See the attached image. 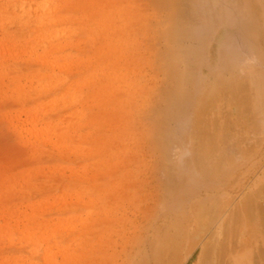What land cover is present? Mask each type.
Segmentation results:
<instances>
[{
	"label": "bare ground",
	"instance_id": "obj_1",
	"mask_svg": "<svg viewBox=\"0 0 264 264\" xmlns=\"http://www.w3.org/2000/svg\"><path fill=\"white\" fill-rule=\"evenodd\" d=\"M127 1L0 0V120L6 123V130L16 136L17 145L27 150L25 158L13 166L0 164V222L9 219L14 223L12 227L0 225V264L6 261L8 262L6 264H40L39 261L41 264H55L56 253L64 261H72L76 257L75 249L91 247L96 242L102 244L106 236L110 237L113 192L111 166L116 159L114 149L123 142L125 135L130 134L124 127L123 131L126 134L123 136L124 133L121 134V128L117 123L119 120H133L134 111L140 104V108L143 105L149 106L152 99L157 95L159 98L162 93L158 94L159 87L157 93L153 95L148 96L144 92L145 80L137 72L136 58L134 54L132 55V36L137 35L139 31L145 34L148 31L152 32L155 39L164 43L166 66L175 70L181 62L177 61L179 58L177 55L189 54L190 49L185 43L200 38L199 31L197 37H194L193 33L192 21L195 17L202 15L205 23L214 26L224 22L225 17L224 11L211 10L212 0H144L142 15ZM225 2L237 3L233 9L234 14L244 23L247 36L257 49L255 52L257 56L253 55L259 58L258 55L263 54L260 52L264 47L262 43L264 28H257L253 23L264 21V0ZM149 6L152 14H149L151 18L148 19L146 10ZM196 8L200 10L199 14L196 13ZM151 21H155V24L153 25ZM195 33L197 34V31ZM162 51L164 52V49ZM236 57L238 59L237 55ZM184 62L186 63L187 59L182 63ZM147 63L155 71L161 69L162 62L158 61L157 57ZM188 63L186 67L191 64ZM198 63L195 65L200 64ZM185 68L183 71H187ZM231 70L233 69L229 71ZM191 71L194 74L195 71ZM192 73L190 76H193ZM240 73L238 74L241 75ZM230 77V82L235 80L232 79L233 76ZM245 79L243 78L245 82H249ZM230 82L223 80L218 86H211L201 92L196 100L197 105L193 104L195 105L193 109H188L186 103L178 101L180 95L186 100H191L193 91L174 89L171 93L166 92V104L162 109L159 108L152 113L150 122L152 129L150 131L155 136V147L162 156L167 155L169 145L166 140L169 130L165 125L179 117H181L179 120L185 118L187 115L185 113L188 112L194 117H190L188 132L185 129L186 133L183 131L186 135L184 140L196 141V147L195 149L192 147L189 158L193 159L200 173H206L202 170L204 165L220 151L227 135L225 129L230 127H225L221 123L218 131L212 132L208 129L209 123L201 122L202 109L203 107L208 109L205 106L211 107L212 102L214 104L218 99L228 98L227 94L232 91ZM185 83L183 79L182 84ZM237 85L236 90H239V84ZM238 92L233 91L230 96ZM230 102L228 107L232 106ZM251 102H254V99ZM237 103L236 101L235 104ZM216 104L213 108L218 106ZM219 112L222 113V110ZM222 116L218 117L219 121L227 117ZM232 119L228 115L227 120H230L231 128L235 121L233 119L231 123ZM239 119L243 120L242 117ZM213 126L215 127V124ZM173 137H170L171 141ZM236 139L238 140L237 137ZM184 144L186 145V142ZM67 155L74 157L76 162L90 158L92 163L66 169L54 162V159H62ZM164 162L162 163L166 164ZM222 166L220 164L221 168ZM217 169L214 167V171ZM220 169L218 173L222 171ZM66 177L69 178L68 181L72 180L76 184L68 185ZM41 179L48 182L43 183ZM169 182L172 181H167L168 186ZM173 183L180 185L179 182ZM163 190L166 192V188ZM175 191L178 192L177 188ZM200 203L199 206H202ZM215 207L213 210L210 209V212L214 211L215 214V209H219L218 206ZM194 209L191 218L180 213L169 220L164 231L158 233L148 243L147 250L140 252L132 264L169 263L168 258H174L169 256L178 250L185 237L191 239L190 241L194 240L192 241L194 244L190 246L200 247L199 264H224L232 234V230L228 229L230 216L229 218L225 216L224 208L219 209L221 211L217 216L210 215L209 211L203 212L201 208ZM262 209L264 211V207ZM234 215L235 212L232 213L230 220L235 219ZM15 236L18 240L14 239ZM19 245L28 248L29 256L18 254ZM11 251L13 254L9 255ZM174 255L177 256L176 253Z\"/></svg>",
	"mask_w": 264,
	"mask_h": 264
},
{
	"label": "rangeland",
	"instance_id": "obj_2",
	"mask_svg": "<svg viewBox=\"0 0 264 264\" xmlns=\"http://www.w3.org/2000/svg\"><path fill=\"white\" fill-rule=\"evenodd\" d=\"M127 2H129L132 7H136L140 15H142L144 0H128ZM236 4L237 3L234 2L227 3L225 0H212L211 10L224 11L225 14L224 22L217 26L205 23V21L202 20V15H197L195 17V19L192 21L194 31L193 33L195 34L194 37H197L199 31L198 37L201 38L204 36V38H198V40L194 38L192 41L185 43V46L190 49L189 54L192 53V55L188 54V56L185 54L187 55L186 58L185 55L178 54L179 56L177 55V58H179L177 61L181 62L178 64V66H176L177 68L175 70H172V68L166 66L167 60L164 56V43L162 40L155 39L152 32L148 31L145 34L139 31L137 35L134 34L132 36V55L134 54V57L136 58L135 64L137 63V72L145 80L146 87L144 92H146L148 96L157 92H159L158 94L161 92L162 93L160 94L159 98L157 97L158 95L155 96L149 106L143 105V107L140 108L141 104L139 103V107H137V109L134 111L133 120H119L117 123V126L121 128V134L124 133L123 130L125 128L128 129L130 134L127 136L125 135L126 133H124L123 136L125 135V138L123 142H121V144L114 149L116 159L112 162L111 166V188L113 192L111 194L110 237L106 236L102 244L96 242L91 247L83 246L81 248L75 249L76 257L72 261H64L62 257L56 253L54 255L56 262L55 264H132L140 252L147 250L148 243L155 236H157L158 233L164 231L169 220L180 213L191 218V216H193V208H201L200 210H203V212L209 211L208 213L214 216H217L224 208L223 211L225 212V216L228 218L230 216V219L232 218V213L235 212V219H229L228 221L230 222L228 229L232 230V234L229 238L230 244L228 245V253L224 259V264H264V211L262 209L264 207V47L262 52H260L263 54L258 55L259 58H257V54L255 53L257 49L254 48V42L247 36L244 23H242L241 18L234 14L233 9H235ZM146 12L148 19L151 18L149 15L150 13L152 14L150 6ZM198 12H200V10L196 8V13ZM151 23L154 25L155 21H151ZM198 26H200L199 29ZM253 26L257 28H264V21L262 20L259 23L254 22ZM196 31L197 34L195 33ZM195 40L197 42H195ZM262 43L264 45V40ZM193 44L194 46H192ZM161 48L164 49V52ZM236 50L238 51L235 52ZM192 51L195 53V55ZM236 55L238 56V59ZM191 56H193L194 59H192L193 57L188 58ZM156 57L158 61L162 62L161 69L159 71L153 70V68L147 63L149 60L151 61ZM195 58L197 59L195 60ZM185 59H187V62H184V64L182 62L185 61ZM188 61L189 63L191 62V64L186 67ZM194 62H199L200 64L198 63L199 65H195L196 63ZM230 66L232 68H230ZM184 68L187 69V71H183ZM190 68H192L191 70L195 71L194 74ZM230 69L233 70L229 71ZM184 73H186V75ZM191 73L194 78L193 76H190ZM230 75L233 76L232 79H235L233 80L234 82H230ZM237 78L239 80L236 81ZM243 78L246 81L248 79L249 82H245ZM183 79L186 82L184 85L182 84ZM223 80L224 82L227 80L230 82V87L232 88V91H230L231 93L233 91H239L238 93H233L239 98L235 95V97L232 99L234 95L230 96L231 93L227 94V92H224L227 94L228 98H230L229 101H226L228 100L227 97L225 98L226 100L221 98L222 100L218 99L215 101L214 104L217 103L216 105H218H215L216 108H213L214 104L212 102L213 105L211 104V107L208 105L205 106L208 107V109L204 107L202 109V118L200 117L201 122H207V124L209 123L208 125L210 128L208 126V129H211L212 132L218 131L221 123L225 127H230L227 130L225 129V134L227 135L224 138L225 140H223L224 145L221 144L220 151L204 165L202 170H205L206 173H200L195 167L193 159L189 158V156H191L192 147L193 149L196 147V141H193V139L192 141H190L191 139H185L186 141L184 140V138H186L184 137V132H188L189 130V120L194 117L193 114H188V112L185 113L187 114L185 118L179 120V118H181L179 117L174 121H168L167 125H165L166 129L170 131H167L166 140L171 146L168 145L167 155L169 157L167 155L162 156L157 147H155V136L154 133L150 131L152 130L150 128V122L152 113H154V111L158 110L159 108L162 109V107H164L166 104V92L171 93L174 89H181L182 91L188 90V92L193 91V100L191 99L192 102L190 99L186 100V98L182 95H180V98L178 97L179 100L177 99L180 103H186V107L188 109H193L195 105H197L196 100L198 99L201 92L206 91V89L211 86H218ZM237 83L239 84V90H236L238 87ZM236 85L237 87H235ZM157 88L160 90L157 91ZM250 89L251 91H249ZM253 99L254 102H251ZM230 100H233V102H230ZM220 101H223V103ZM234 101L235 103L237 101L239 104L237 103L236 105ZM241 101H243V103ZM229 102L232 105L231 107H228ZM221 104H226L227 106ZM205 109H207V111ZM221 110L222 113L219 112ZM229 110H231V112ZM209 113L211 115H209ZM220 115L223 118L225 116L227 117L222 120L220 119L219 121L218 117L220 118ZM228 115L231 117V119H234L235 117H242L243 119L241 121V119L238 118L237 120L239 123L234 119L235 121L233 127L236 126V123L240 125L234 127L235 130L233 127L231 128L232 125L230 124V120H227ZM207 116H209V118ZM249 116L252 119L249 118ZM203 117L206 120L203 119ZM213 117H216L218 120ZM233 119L231 120V123H233ZM225 123H227L228 126L227 124L225 125ZM214 124L215 127L213 126ZM172 127H174L173 130ZM171 131L173 132L171 133ZM230 134H233V136ZM169 136H174L173 141H171L172 138ZM231 136L234 138V141L237 140L236 137L238 138V140L235 142L236 144H233L234 141L231 139ZM185 142L186 145L184 144ZM233 145H235V147ZM26 155L27 150L17 145L16 136L7 131L6 123L0 120V164L13 166L24 159ZM185 157H187L188 161H185L187 160ZM73 158L72 156L67 155V157L62 159H54V162L59 166L66 167V169L70 167H72L70 169H73L84 163H92L90 158L86 160L84 159L85 162L81 160H77L76 162V160ZM218 160L221 161L219 162ZM217 161L219 164H217ZM230 161L233 162L230 163ZM162 162L166 163L167 165L163 164ZM220 164L223 165L222 168L220 167ZM167 166H170L168 170L166 169ZM171 166L174 168V170ZM214 167L215 169L219 167L217 170H215L217 171L216 173L214 171ZM220 168L222 171L218 173ZM165 170H167V173ZM66 175H68V172H66ZM214 175H218L216 176L217 179ZM66 178L65 181L68 183V185L74 186L76 184L75 182L73 183L72 180L68 181V177ZM168 178L170 181H172L168 183L170 184L169 186L167 185V181H169ZM40 181L43 183L48 182L46 179H41ZM173 181L175 183L179 182L180 185L178 183L176 184L177 186L174 185ZM164 186L166 188V192H163V189H165L163 188ZM171 187L174 190H172ZM176 188L178 192L175 191ZM171 192L173 195L176 192L174 195L175 197L170 194ZM163 195H165V197ZM199 203L202 204L203 209L202 206H199ZM212 204L213 206L217 205L219 209L221 208V210L218 208L215 209V214L214 211H212L213 213L210 212V209L213 210L215 207L211 206ZM225 204L228 205L226 206ZM239 221L241 222L239 223ZM12 224H14L13 221L9 219L2 220L0 222V225L3 226L6 225L12 227ZM14 239L18 240L17 236H15ZM187 239L185 237L180 246H178V250L176 249L174 252L177 254V256L174 255V253L169 256H172V258L174 257L173 259L168 258L170 264H199L198 260L201 249L198 245H192L193 247L190 246L192 243L194 244V242H192L194 240L190 241L191 239H188V241ZM189 246L190 251L187 249ZM191 247L193 248L192 250ZM17 248L19 250L18 254L29 256L28 248L25 246L19 245ZM10 253L13 254L12 251L9 252V255H11ZM170 259L171 261L174 260L175 263L174 261L171 262ZM6 263L8 262L6 261ZM39 263L41 264L42 262L39 261Z\"/></svg>",
	"mask_w": 264,
	"mask_h": 264
}]
</instances>
